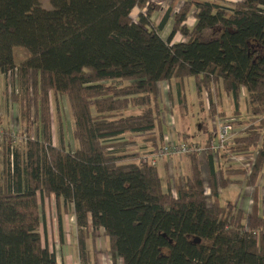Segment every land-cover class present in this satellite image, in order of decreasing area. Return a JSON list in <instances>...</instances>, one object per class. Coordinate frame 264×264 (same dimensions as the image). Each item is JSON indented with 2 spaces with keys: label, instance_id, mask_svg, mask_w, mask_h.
Instances as JSON below:
<instances>
[{
  "label": "trees",
  "instance_id": "trees-1",
  "mask_svg": "<svg viewBox=\"0 0 264 264\" xmlns=\"http://www.w3.org/2000/svg\"><path fill=\"white\" fill-rule=\"evenodd\" d=\"M49 2L48 9L42 0H0V75L10 72L24 146L21 158L11 147L15 133L3 130L0 264H64L39 231L40 198L50 194L71 207L80 228H103L113 264H264L255 192L248 213L219 199L233 176L256 187L264 172V0H183L166 38L159 30L173 7L155 26L159 5L151 0ZM176 33L185 40L172 41ZM15 47L30 56L16 62ZM189 76L198 95L221 82L235 105L246 89L250 116L233 120L244 128L220 152L253 161L248 172L218 165L211 150L186 154L190 167L164 190L157 166L143 158L163 136L158 83L173 82L183 101ZM52 95L67 100L73 149L53 143ZM205 132L204 141L185 142H205ZM87 235L78 231L81 260Z\"/></svg>",
  "mask_w": 264,
  "mask_h": 264
},
{
  "label": "rangeland",
  "instance_id": "rangeland-1",
  "mask_svg": "<svg viewBox=\"0 0 264 264\" xmlns=\"http://www.w3.org/2000/svg\"><path fill=\"white\" fill-rule=\"evenodd\" d=\"M43 6L46 8H51L49 0H42ZM232 4V3H230ZM15 61H21L30 56V52L23 47H15L13 49ZM23 55V56H22ZM22 57V58H19ZM159 85V83H158ZM185 85V100L182 101V98H179L178 94H176L175 86H172L168 89V92L161 90L158 86V99L161 110V120L163 126L164 136L162 139H158V145H161L165 138H170L171 141L185 142V135H189L190 141H195V139H204L206 136L205 130L210 132L211 127L217 126V118L220 115L225 119L232 118L234 120H246L250 116V105L247 98L246 89L243 87L241 92L239 93L237 105H235L234 100L230 95H228L223 87L222 83L219 82L214 84V86L209 90L203 89V91L198 95L196 89V83L193 76L186 77L184 79ZM0 111L6 113L5 118L0 119V126L3 127V130L7 128L8 130L14 131L15 136H13V141L11 147L16 149L19 153L20 157L23 158L24 155V146L22 140L18 138L19 135V123H18V108L17 105L12 102L9 97V93L11 91V84L8 78L3 81H0ZM3 90V91H2ZM239 110V113H234V110ZM214 110L212 112L211 110ZM205 110V111H204ZM51 112H52V135H53V143L59 145V143H63V145L68 149L74 148V140L72 138V126L73 121L69 111V107L67 104V100L63 96H51ZM8 113V115H7ZM187 113V114H186ZM11 114V115H10ZM10 115V116H9ZM231 120V119H229ZM233 124L234 134L239 133L245 125V121H231ZM234 122V123H233ZM9 123L11 127H9ZM165 124V125H164ZM183 125L182 129L184 133L181 134L180 138L177 137L178 133L176 129L180 128V125ZM186 132L188 133H185ZM5 131V130H4ZM32 135V133H31ZM150 134L138 135L136 136L137 142L134 144H130L131 148H137L136 146L143 144L142 137L149 136ZM158 136V134L156 135ZM178 138V139H177ZM188 140V141H189ZM187 141V142H188ZM204 141V140H203ZM203 142H200L202 144ZM151 144V141L147 142V145ZM7 142L5 138H0V174L1 170L4 166L5 161V152H6ZM204 155L202 156V158ZM229 157L226 153L225 158ZM177 157L171 158H162L157 159L155 165L158 168V172L161 178L162 188L165 190L167 188L168 181L173 185L179 178H182L184 168H182V163L175 162ZM171 160L172 163L166 167L162 160ZM226 165H232L228 161L224 162ZM243 168H248L240 165ZM182 168V169H181ZM203 177H204V185L205 191L208 194V186H207V177L205 168L202 167ZM174 186V185H173ZM173 188V187H172ZM232 194L234 196H232ZM209 198V195H208ZM219 199L221 203L227 201H233L235 199L234 191L231 189H223L221 188L219 191ZM64 210L63 211V223L68 226L71 232V239L76 237L75 230L73 227V221L70 220L69 215L71 208L67 209L64 204H62ZM40 208L42 211V223L47 224L50 232L40 229L43 232L44 238L46 242L49 244L57 243L55 241V231L58 229V221L56 215V207L52 198H40ZM74 232V234H73ZM49 237L47 239L46 237Z\"/></svg>",
  "mask_w": 264,
  "mask_h": 264
},
{
  "label": "crops",
  "instance_id": "crops-1",
  "mask_svg": "<svg viewBox=\"0 0 264 264\" xmlns=\"http://www.w3.org/2000/svg\"><path fill=\"white\" fill-rule=\"evenodd\" d=\"M151 1L159 5V8L156 11H154V13L150 17L151 23L154 24L155 26L160 23L164 14L170 8L173 7L172 13H170L167 19V22L162 27V29L159 30V33L162 36V38H166L171 29L173 14L176 11H178L180 5L183 3V0H151ZM225 1H226L225 2L226 4L230 5V3L233 4L235 0H225ZM143 10L144 9H142L141 11ZM139 12H140V9L137 7H134L131 11V17L133 19H137V14ZM194 20H195L194 17L190 14L186 20V23L190 26L194 23ZM183 40H185V38L182 37L179 33H176L172 39V41H183ZM19 58H22V57H19ZM6 78H7L6 76L0 75V81L5 80ZM172 84L173 82L161 81L159 82L158 86L160 87L161 90L163 89V91L165 90V92H168V90H170L168 88L169 86L171 87ZM2 117L5 118L6 113L5 112L3 113L2 111H0V119ZM219 117L221 118L220 115L218 116V118ZM9 127H11L10 123H9ZM182 127L183 125H180V128L176 129V132L178 133L177 135L178 138L183 136L181 135L184 133V130L182 129ZM185 133H186V130H185ZM188 136L189 135H185L186 138H189ZM250 157H252V155H231L225 158V155L222 152H218L216 156L214 157V161L218 163V165L224 164V162L228 161L232 165H242L245 167V164L247 163V160ZM162 161L166 167H168V165L172 163L171 160L163 159ZM175 162L176 163L181 162L183 165L182 168H184V170L186 169L183 172H186L191 164L190 156H185V155L178 156L175 159ZM243 178L244 177L240 175L233 176V179H235V181L229 183L226 187L223 188V189L227 188L228 190L231 189V191L232 190L234 191L235 199L229 202H232L236 207L248 213L251 210V207L253 204L254 192H255V194L257 195V210L260 213L264 214V172L261 175L256 187L247 185L245 181H243ZM232 196L234 195L232 194ZM45 198H52L55 203L56 215H57V221H58V225H57L58 229L57 231H55L54 237L57 243H53L51 245L48 242H46L43 232L42 230H40L43 228V230H45L46 233L47 231L50 232V229L48 228L46 223L40 225L39 231L41 233L42 241L44 245H46L48 249L54 253L57 261L63 262L64 264H113V259L110 253L107 251V238L104 235V231L102 227H97L93 229L91 225H88L86 228H82V227L80 228V226L75 221V217L71 209L69 218L74 223L73 227H74L75 234H76V237L71 239L70 237L71 232L68 226L63 223L64 213L63 211L61 212V210L62 208L64 210V207L62 205L63 203L61 202V199H56L54 195L52 194H50L49 196H46ZM66 208L67 209L69 208L70 210L71 207L66 206ZM79 230H84V232H87L88 234L85 240V248L87 250L85 260H81L80 255H79L78 240H77ZM49 237L50 236L46 238L49 239ZM115 264H122L121 260L119 258H116Z\"/></svg>",
  "mask_w": 264,
  "mask_h": 264
},
{
  "label": "built area",
  "instance_id": "built-area-1",
  "mask_svg": "<svg viewBox=\"0 0 264 264\" xmlns=\"http://www.w3.org/2000/svg\"><path fill=\"white\" fill-rule=\"evenodd\" d=\"M7 78L10 81V72L7 74ZM229 119H221L220 117L217 118V126L211 127L210 137L202 144L196 142L186 143L171 141L170 138L166 137L165 141L160 146H158L151 153L143 156V158L155 164L157 159L171 158L174 156L178 157L186 154H196L199 158H202L208 150L217 154L218 152L225 150L226 145L235 135L233 124L231 122L234 119ZM2 134L3 127L0 126V138L2 137ZM252 161L253 157H250L245 164V167H248L246 168L248 172L252 165Z\"/></svg>",
  "mask_w": 264,
  "mask_h": 264
}]
</instances>
